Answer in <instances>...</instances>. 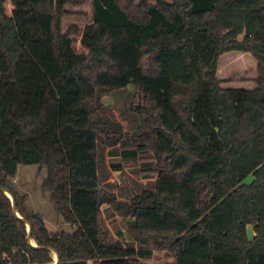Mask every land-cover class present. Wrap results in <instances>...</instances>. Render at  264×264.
Instances as JSON below:
<instances>
[{
  "label": "trees",
  "instance_id": "trees-1",
  "mask_svg": "<svg viewBox=\"0 0 264 264\" xmlns=\"http://www.w3.org/2000/svg\"><path fill=\"white\" fill-rule=\"evenodd\" d=\"M84 1L10 0L8 13L0 0V188L33 243L0 189V264H140L148 244L174 264H264V0H92L78 54L62 18ZM227 52L254 57V88L222 85ZM130 84L140 121L128 138L97 98ZM99 136L148 159L154 187L127 203L103 189ZM20 165L46 168L72 232L28 211L8 182ZM104 205L124 211L140 247L110 239Z\"/></svg>",
  "mask_w": 264,
  "mask_h": 264
},
{
  "label": "rangeland",
  "instance_id": "rangeland-1",
  "mask_svg": "<svg viewBox=\"0 0 264 264\" xmlns=\"http://www.w3.org/2000/svg\"><path fill=\"white\" fill-rule=\"evenodd\" d=\"M142 0H135L140 3ZM171 2L172 0H167ZM154 3L153 0H148ZM10 0H6L8 13L12 11ZM68 13L62 18V29H71L72 46L76 53H87L82 45L83 31L93 20L92 0H85L83 3L66 5ZM217 76L223 80L224 87L252 89L256 86L258 76L257 62L249 53L227 52L223 54L218 63ZM137 89L133 84L122 89H99L97 98V110L108 116L110 119L120 122L126 136L130 138L139 124L138 115L131 110L134 96ZM119 143L112 146L103 136L98 139V168L100 185L103 189L113 194L120 203H127L135 195L144 189H152L157 173L150 172V167L144 161L126 159L120 153L116 155V149H125ZM127 148V147H126ZM120 152V151H118ZM151 166H153L151 164ZM46 168L38 165H20L15 177L9 178V184L21 195L26 196V208L30 212H36L42 216L48 230L54 234L61 231L72 232L75 228L66 221L58 210L51 192L44 186ZM248 177L246 181H250ZM109 208L113 217H108L104 211L101 217V225L110 239L120 240L124 244H133L140 247L141 243L137 236L130 230V218L123 210L116 206L104 205L103 209ZM248 235H253L252 226H248ZM144 248L152 249L150 258H143L140 264H174L172 252L167 248H156L152 244ZM54 260H57L54 254Z\"/></svg>",
  "mask_w": 264,
  "mask_h": 264
},
{
  "label": "water",
  "instance_id": "water-1",
  "mask_svg": "<svg viewBox=\"0 0 264 264\" xmlns=\"http://www.w3.org/2000/svg\"><path fill=\"white\" fill-rule=\"evenodd\" d=\"M0 189L3 190V191H5V193L11 198V200H12V205H13V212H14V214H15L18 218H20L21 220H23V221L26 222V224H27V228H28V240H29L30 244L33 245L32 240H31L32 227H31V225L29 224V222H28L26 219H24V218L19 214V212H18V210H17V204H16V201H15V198H14L13 194H12L8 189H6V188H0ZM56 256H57V260L55 261L54 264H57V263L59 262V260H60L59 255L56 254Z\"/></svg>",
  "mask_w": 264,
  "mask_h": 264
}]
</instances>
